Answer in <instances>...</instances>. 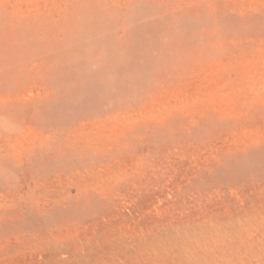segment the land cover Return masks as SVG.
<instances>
[{
	"label": "rangeland",
	"instance_id": "1",
	"mask_svg": "<svg viewBox=\"0 0 264 264\" xmlns=\"http://www.w3.org/2000/svg\"><path fill=\"white\" fill-rule=\"evenodd\" d=\"M0 264H264V0H0Z\"/></svg>",
	"mask_w": 264,
	"mask_h": 264
},
{
	"label": "bare ground",
	"instance_id": "2",
	"mask_svg": "<svg viewBox=\"0 0 264 264\" xmlns=\"http://www.w3.org/2000/svg\"><path fill=\"white\" fill-rule=\"evenodd\" d=\"M191 263V262H190Z\"/></svg>",
	"mask_w": 264,
	"mask_h": 264
}]
</instances>
